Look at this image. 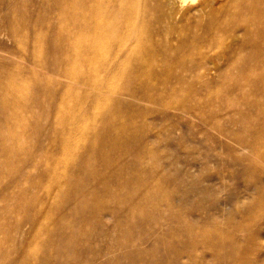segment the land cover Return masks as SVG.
<instances>
[{
    "label": "bare ground",
    "instance_id": "bare-ground-1",
    "mask_svg": "<svg viewBox=\"0 0 264 264\" xmlns=\"http://www.w3.org/2000/svg\"><path fill=\"white\" fill-rule=\"evenodd\" d=\"M19 1L7 2L6 8L21 11L23 31L11 26L10 37L17 48L8 57L0 56V174H7L11 187L24 194H27L26 184L32 188L53 184L58 195L48 198L45 203L48 207L59 208V215L53 227L48 229L46 226L44 231L58 236L60 245L56 248L58 255L53 256L50 250L53 244L46 240L47 237L37 238L34 231L39 221L42 222L45 211L31 203L30 213L22 221L13 225L5 221L0 223V264H69L61 248L65 243L63 240H71L73 236L66 234L65 229L76 228L83 222L92 225V220L95 240L105 244L92 251L89 247L92 243L87 240L89 250L79 254L87 253L90 261H97L102 253L121 250L128 263L110 258L99 264H198L197 258L214 264L206 252H199V246L187 245L190 237L186 232L206 220L196 214L202 207L193 205L194 198L190 197L191 192H197V179L190 182L188 174L179 171L180 167L177 170L178 165L173 166L174 159L173 163L170 160L175 146L187 149L191 132L186 129L193 130L188 121L194 108L185 103L173 107L177 112L172 113L171 107L161 109L163 118L145 123L137 132L127 126L120 114L122 106L129 105L130 100H147L127 86L139 77L135 66L131 65L156 66L153 59L140 63L133 61L137 49L135 43L141 37L137 29L140 21L155 18L157 14L155 19L163 33L170 27L169 22L179 16L187 21L194 17L196 25H191L195 28L194 38L201 25L207 35L216 37L226 33L223 22L217 24L216 13L212 11L208 12L210 21L203 25L205 9L202 8L188 11L177 8L169 16L159 1L153 7L149 0H29L32 12L25 11L29 6L24 5V0ZM235 4L244 5L242 15L247 17L244 20L247 39L242 45L249 54L241 59V63L232 66L239 71L234 77L235 89L230 93L233 100L227 102L226 109L216 110L214 116L227 119L238 129L228 128V123L219 120L206 123L230 135L241 149L249 150L253 161L264 163V0H231V23L238 24ZM5 18L7 14L3 15L0 8V34L5 30ZM232 27H227V31L231 32ZM180 34L185 36L187 32ZM179 67V77L183 78L197 65L182 60ZM230 70L226 71L230 73ZM122 80L127 82L126 86L121 84ZM146 84L144 88L148 89L151 84ZM78 105L88 110H77ZM89 110H92V124L87 125ZM110 114L116 115V119H109ZM162 135H166L169 146L162 145ZM203 141L198 138L196 143L199 146ZM76 148L81 150L78 160L68 163L60 176L57 168L60 153H72ZM88 155L91 159H87ZM17 161L19 167L12 173L7 166ZM79 175L86 177L85 183L84 178L82 184L79 182ZM261 183L254 193L263 199L264 185ZM63 184L66 187L64 194ZM98 185L102 187L100 193L97 192V201H103V204L92 212V193ZM86 195L91 196L90 204L84 201ZM237 200L233 203L229 200L235 212L249 210L247 203ZM234 231L247 234L246 240L251 243L248 235L251 230L238 226ZM81 234L79 231L74 238ZM87 235L92 239V230ZM164 237L173 241H164ZM180 237L184 246L175 245ZM234 238L236 234H222L212 243L211 256H220L218 264H239L235 254L241 244ZM193 242L198 244L196 240H191L190 244ZM146 246H153L157 251L150 254ZM77 261V264H83Z\"/></svg>",
    "mask_w": 264,
    "mask_h": 264
},
{
    "label": "rangeland",
    "instance_id": "rangeland-1",
    "mask_svg": "<svg viewBox=\"0 0 264 264\" xmlns=\"http://www.w3.org/2000/svg\"><path fill=\"white\" fill-rule=\"evenodd\" d=\"M9 1L12 2V0H0L2 13L3 15L7 14V18H5L6 21L4 20L5 30L0 34V56L4 57L10 56V52H13L14 49L17 48L16 44L10 37L11 26L23 31L22 24L24 25V23L20 22L21 11L19 9L14 12L12 9L7 10L6 5ZM158 1L160 4H164L163 11L169 16L177 8L181 11H188L196 8L205 9V14L202 17L203 25L210 21L208 12L210 13L213 11V13H216L215 18L217 24H219V22L222 24L223 22V30L226 33H220L216 37L213 35L211 36L210 34L207 35L204 31V27L202 28L201 25L200 27L202 29L200 27L198 28L199 30L197 29V33L199 34L194 38L193 32L195 28H192L196 20L193 19L194 17L189 19L191 21H187L186 19L181 20V17L179 16L177 20H172L171 23L169 22L170 27H167L168 29L166 28L163 33L160 32L161 27L155 19L157 14L155 15V18L147 17L143 21H140L137 29L141 37L139 42L135 43L137 49L134 52L133 61L134 63H140L145 59H153L155 60L154 64L156 66L154 68L142 65L138 67L137 63L131 65L132 67L135 66V71L139 77L138 80H135L127 86L140 94L142 99L147 98V100H137V102L136 100H130L129 105L122 106L123 110L120 116L126 121L127 126H129L133 132H137L141 130L145 123L147 124L149 121L155 120L158 117L161 118L163 116V111L161 109L171 107L172 109L170 111L173 113V111L177 112V109L173 107H178L185 103L194 108L192 118L188 121V123L191 124L190 129H193V135L189 128L186 129L188 132H191V137H188V143L186 144L187 149L184 150L175 146L176 149L174 148L171 152L173 158L170 155L171 163L174 162L173 166L176 167L178 165L176 167L177 170L180 167L179 171L187 173L190 182L197 179L198 184L196 183L197 187H195L197 192H191L192 195H190V197L192 200L194 198L193 205H199V207H202L201 209L205 210V212H203L200 209V212H196L198 216H203L202 219L206 220L205 223L200 224L199 227L191 232H186L190 237V241L196 240L198 244H195L194 242L193 244H190V241H188L187 245L188 247L191 245V247L199 246V252H206L208 255L207 258L209 260L211 259L214 264H218L220 263V256H211V251L213 250L212 243H215L214 240L220 238V235L222 234H236L234 240L238 242V244H241V248L238 249L235 254L237 262H239V264H264V196L262 199L259 194L254 193V190H256L255 188L260 186L261 181V186L264 185V163L258 162L257 160V162L253 161L254 159H251L249 150L241 149L235 139L230 135L223 131H218L214 126L211 124L210 126L206 123L207 121L218 122L217 120H219V122L223 124L228 123L226 125L228 128L238 129L236 125L231 124L227 119H219L218 116L214 115L217 111L226 109L228 101L232 102L233 95H230V93L235 89L234 77L238 76L239 72L238 69L232 68V66L241 63V59L244 57L246 58L249 54V50H245L242 45L243 41L247 39L246 28L244 25V20L247 17L242 15L244 5L235 4L236 12L239 13V16L236 18V23L238 24H233L231 23L233 21L232 14L229 13L231 0H180V2L177 1L176 3L174 0H149V3H152V6L156 7V5L159 4L157 3ZM21 2L22 0L18 3ZM23 3L30 7H28V9L26 8L25 11H34L33 7L30 5L31 1L24 0ZM35 5L38 6L39 2L38 5L37 3H35ZM174 25L175 27L173 28ZM231 25L233 26L232 31H227V27H230ZM158 30L159 32H157ZM183 31L187 32V35H185L187 37L180 34V32ZM167 47L173 49L169 50ZM164 49L166 50L165 53ZM166 55H168L167 63L164 61ZM182 60L197 65V68L194 69L192 73H186L183 78H180L181 68L179 67V63H181ZM92 63H94L93 59ZM227 69L233 70H230L229 73L226 71ZM167 79L169 80L166 81ZM122 82L123 83L121 84L126 86L127 82L124 80H122ZM146 82L147 84H151L150 87H152V89L150 87L148 89L144 88ZM104 105L105 107L109 106L107 102L104 103ZM76 109L84 111L87 108L78 105ZM111 118H113V120L116 119V115L112 116L110 114L109 119ZM86 123L87 125L92 124V110H89V116L86 118ZM79 124L83 125L82 122ZM132 124L134 125L132 126ZM163 127L166 129V124H163ZM202 132L205 134L203 135ZM129 133L130 132L127 134ZM164 136L162 135L163 139L161 140L162 145L166 147L169 146V144ZM198 138L199 141L201 139L204 140L199 146L196 143ZM174 144L176 145V141ZM80 151L79 148H76V151L72 153L66 151L60 153L57 162L58 171L61 172L60 176L63 175L68 163L78 160ZM87 159H91V156L88 155ZM180 165L188 167L184 170L185 166L181 169ZM7 167L8 170L13 173L19 167V161L9 163ZM174 167L173 169H175ZM6 175L7 174L3 173L0 174V223L5 221L9 225L17 224V222L22 221V219L30 213L29 204H37L38 210H44L45 214L42 222L39 221V225L34 232H37V238L39 240L47 237L46 240L53 244L50 248L52 255H58L56 253V248L60 245V238L54 234H47L44 231V227L46 228V226L48 229L53 227L54 220L59 215V208L48 207L46 204L48 198H53L58 195L57 190L53 189V184H46L44 187L32 188L29 184L25 183L27 186V194H24L22 191L20 192L18 189L11 187L9 178ZM79 176V182L82 184V178H84L85 183L86 177ZM252 176H256L255 178L259 179V182L258 179H256L259 184H257L255 178ZM154 185H157V183L154 182ZM198 185L200 187H198ZM136 186L137 185L134 187ZM100 187H102V185L95 187L94 192L92 193V212L97 210L103 204V201H97L99 198L96 197L97 192L100 193ZM197 188L200 191L203 189L202 191H205L204 195L203 192H199ZM183 189H185V187H182V190ZM62 192V194L66 192L64 184ZM255 192H257V190ZM201 194L203 195V199ZM194 195L197 196L195 197ZM233 197H236L238 200H233ZM90 199L91 196L86 195L84 199L85 203L90 204ZM229 200L231 203L236 200H241L240 202H243L244 204L247 203L246 206L249 210H239L235 212L231 206L232 204L229 203ZM250 204L252 205L250 206ZM26 208L29 209L26 210ZM238 226H244V228L251 230L248 231V235L251 237V243L246 240L248 239L246 238L247 234L240 231H234V229L238 230ZM78 230L82 234L77 236L79 238H74V236H76L75 234L79 232ZM91 230L92 239L87 235ZM93 230V220L92 225L89 222H83L79 223L76 228L65 229L66 234L73 236L71 240L64 239L63 241L66 244L63 243V247L61 248L63 250L62 254L66 258L68 257L69 264H77V260L82 261L83 264H99L100 262L108 261L110 258H119L123 263L129 262L128 258L125 257L126 255H124V252L121 250H115L111 253H102L95 262L89 260L87 253L83 255L79 254V252H87V250H89L86 245L87 240L92 243V246L88 245L89 247H92V251L94 248H101L104 246V242L99 243L101 241L95 240ZM230 230L235 232V234ZM252 230L254 232H252ZM163 239L164 241H173L172 239H166L165 237ZM175 245L184 246L182 237L175 241ZM146 250L150 254L157 251L153 246H146ZM59 257L61 256L59 255ZM197 259L198 264H207L206 260L200 258ZM187 263L188 262H184V264Z\"/></svg>",
    "mask_w": 264,
    "mask_h": 264
}]
</instances>
